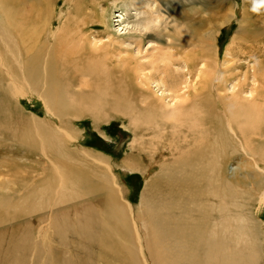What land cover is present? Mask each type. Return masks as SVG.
<instances>
[{"label":"rangeland","instance_id":"obj_1","mask_svg":"<svg viewBox=\"0 0 264 264\" xmlns=\"http://www.w3.org/2000/svg\"><path fill=\"white\" fill-rule=\"evenodd\" d=\"M8 1L4 0V6L13 9L15 4L6 5ZM173 1L45 0L41 3L39 0L38 2L42 5L34 11L30 9V2L20 6L16 4L17 17L20 8L29 15L31 22L27 25L31 27L30 32L34 33L33 40L29 42L35 43V46L40 47L42 51H45L42 46L47 44L49 50L44 53L52 52L57 57L61 52L63 56L65 54L67 58L62 57L61 53L62 58L57 59L60 78L71 85L70 91L73 95L80 98L81 96L76 93L85 90L84 97L89 95L91 100L82 102L81 111L76 116L68 115L60 119L51 113L45 102L34 91L14 96L13 99H0V264H56L57 261L64 264L65 259L74 263L85 260L90 264H96V262L125 264L120 256L103 257L95 242L92 239L89 240L90 242L86 241L85 236L78 232L76 215L81 203L88 199L94 204L95 211L98 207L103 209V206L91 197L71 199L68 191L57 188L54 169L58 166L61 169L63 165L60 164L64 162L73 166L72 162L67 160L68 158L64 159L65 156L60 154L61 158L57 161L60 164L55 168L50 166L49 159L53 155L49 153L44 155L39 146L40 142L25 133L26 119H28L29 127L32 116L42 118L45 123L54 127L58 131L55 134H61L66 140L65 145L68 151L73 153L74 164L78 167L85 168L87 165L88 168L93 169L92 163L96 162L90 158L102 157L108 164L109 174L113 177L115 186L119 188L117 192L119 196L121 195L122 201H129L138 213L146 190L145 186L159 176L161 163H174L181 158H188L190 155L187 153L200 148L197 145L201 142L213 140L214 134L210 129L207 131L205 127L200 134L197 127H194L193 133H190L184 127L178 130V128L172 129L162 125L160 128L153 127L146 123L133 125L130 109L137 107L143 96L139 93L138 87L134 86L133 79L129 75V69L133 67L136 69V65L129 66L125 60V62L120 61L121 58L131 62H141L142 67L149 71L146 75L152 80L153 91L158 96H167L166 101H168L169 95H172L171 89L183 87V82L189 79V76H182L180 72L185 67L178 66L179 70L174 73L177 81L174 82L175 80L172 79L171 83L163 76L161 69L159 71L153 69V58L161 51L174 53V49L170 47L175 45L180 48L181 54L178 57L182 59L187 57L185 54H192L193 50L197 51V47L193 48V45L189 43L193 34L191 22H194L195 18L198 19L200 15L210 14L214 17V23H219L218 32L213 41L216 53H219L216 54L215 65L219 68L220 76L228 80L224 84L226 89L229 88L227 93L236 91L235 85L243 83H248L243 85L246 91L252 84V77L248 73L251 74L257 64L264 67V59L261 58L264 57V0H258L257 3L252 0H224L225 2L219 0L218 3H214L213 0H191L192 2L189 0L190 3L184 0L182 7L178 9L172 4ZM229 6L234 7L235 18L228 23H220L224 9ZM189 8L199 11L193 15L192 11H188L187 17L190 16L188 19L177 16V11ZM2 9L3 7H0V39L6 40L7 36L11 37L7 40L9 43L4 42L8 43L9 52L21 49L17 31L6 27ZM244 10H247L244 13L245 19L251 17L254 20L246 32L249 34L255 32L256 39H246L239 35L243 33L239 32V28L247 23L246 20L239 22ZM1 24L4 25L7 33L2 30ZM246 32L244 34H247ZM74 37L85 39L88 48H90L89 43L97 45L96 51L99 52V57L95 58L96 61L92 59L87 63L89 61L87 57H81L77 51H69L67 47H72L69 43H73ZM4 43L2 44L0 40L1 52H5ZM253 45L256 46L253 47ZM9 46L12 47L11 50ZM32 50L36 52L38 48L33 47ZM98 63H101V66ZM125 65L130 67L129 73L124 69ZM159 66L161 68L162 63ZM1 69L0 66L2 72L3 69ZM92 72H97V75H92ZM237 76L240 79H237ZM159 82L162 83L158 84ZM7 83V80L2 82L5 89H8ZM3 103L7 104L6 108ZM116 104L121 106L117 109ZM228 133L231 132L227 128V131L221 134ZM221 134L217 136L220 137ZM134 163L137 166L133 169L127 167ZM238 163L240 164L241 161L231 160L226 166L228 179L235 178V175L238 177L243 175L242 171L237 170ZM100 169L105 171L107 168L102 165ZM261 169L263 170L264 167ZM253 170L257 172L256 168ZM48 182L53 184L51 191L46 190ZM148 196L146 194L145 197ZM182 196L186 197L185 193ZM250 210L253 211V218L258 223L264 250V200H255V205L251 206ZM98 213L99 211L96 212L97 216ZM62 217H67V221L63 224V228L66 226L64 234L57 232L53 225V221L60 222ZM99 220L103 221V219ZM114 239L118 241L117 237ZM100 255H102V262Z\"/></svg>","mask_w":264,"mask_h":264},{"label":"bare ground","instance_id":"obj_2","mask_svg":"<svg viewBox=\"0 0 264 264\" xmlns=\"http://www.w3.org/2000/svg\"><path fill=\"white\" fill-rule=\"evenodd\" d=\"M38 1L9 0L6 5L15 4V7L10 9L4 6V0H0L6 27L17 31L22 47L17 49V52L15 50L9 52L7 40L11 37L7 36L6 40L0 39L2 44L8 42L4 43L5 52L0 51V66L3 69L2 72L0 71V99H13L14 96L34 91L45 102L51 113L60 119L68 115L76 116L81 111L82 102H89L91 99L89 95L84 97L85 90L76 93L81 96L80 98L73 95L70 91L71 85L60 78L57 59L67 56L65 54L63 56L62 52V57H60L61 53L58 57L52 52L44 53L49 50L47 44L42 46L45 48V51H42L40 47L35 46V43L29 42L34 37V33L30 32L31 27L27 25L31 22L29 15L23 8H20L18 17L15 14L16 4L20 6L30 2V9L34 11L45 0H41V3ZM213 1L219 2V0ZM252 1L257 3L258 0ZM183 2L184 0H174L172 4L178 9L182 7ZM188 11H192L193 15L199 10L189 8L184 11L179 10L176 14L185 18L189 14ZM245 11L247 10L243 11L239 22L246 20L247 23L239 28V32H243L239 35L252 39L255 32L249 34L246 30L251 27L254 20L251 17L245 19ZM234 13V7H226L220 23H228L234 19ZM208 15H200L191 22L193 34L189 43L193 48L197 47V51L193 50L194 54H185L187 57L182 59L178 57L181 54L180 48L175 45L170 47L174 49V53L161 51L153 58L154 66L151 64L153 69L155 71L161 69L163 76L171 83L172 79L175 80L174 82L177 81L174 73L179 70L178 66L185 67L180 72L182 76H189V79L183 82V87L171 89L172 95H169L168 101H166L167 96H158L153 91L152 80L146 75L149 71L142 67L141 62H131L123 58L120 60L126 61L129 66L136 65V69L134 67L129 69L130 67L126 65L124 69L127 72L128 69L130 70L129 75L133 79L134 86L138 87L139 93L143 96L140 104L130 109L133 125L146 123L153 127L160 128L162 125L178 130L184 127L190 133H193L194 127H197L200 134L205 127L214 134L213 140H203L204 142L197 145L200 148L190 153L186 152L190 155L188 158H181L174 163H161L159 176L145 186L146 190L138 213L129 201H122L121 195L119 196L117 192L119 188L115 186L113 177L109 174L108 164L102 157L90 158L96 162L92 163L93 169L88 168L87 165L85 168L78 167L74 164L73 153H70L65 145L66 140L61 134H55L58 131L54 127L45 123L42 118L34 116L30 120L29 127L26 119L25 133L40 142L39 146L44 155H48L47 153L53 155L51 159L48 158L51 162L50 166L55 168L60 164L57 162L61 158L60 154L65 156L64 159L68 158L67 160L72 162L73 166L64 162L60 164L63 165L61 169L58 168L59 166L54 169L57 188L68 191L71 199L91 197L102 204L103 209L100 206L101 208L98 207L97 210L98 217L94 204L88 199L84 200L81 207H78L76 216L78 232L85 236L86 241L90 242L89 240L92 239L103 257L120 256L125 264H264L263 241L260 239L262 235L257 221L253 218V211L250 210L251 206L255 205V200H264V169H261L264 167V67L257 64L252 69V73H248L252 77V82L249 81L252 84L246 91L243 85L248 83H243L235 85L236 91L227 93L229 88L226 89L224 84L228 80L220 76L219 68L215 65L218 52L216 53L213 41L219 23L215 24L214 17ZM1 28L7 33L3 24ZM245 32L247 34H244ZM73 39V43H69L72 47H67L69 51H77L81 57H87L89 60L86 61L87 63L99 57L95 43H89L90 48H88L85 39L75 37ZM61 40L63 41V38ZM33 47L38 50L33 51ZM11 48L9 46L10 50ZM161 63L162 66L159 68ZM98 64L101 66V63ZM92 75L96 76L97 72ZM239 76L237 79H240ZM244 78L242 79L245 80ZM3 80L8 81V89L2 85ZM3 106L6 108L7 104L3 103ZM120 106L121 104H116L115 108L118 109ZM227 128L231 133L222 135L221 133L226 132ZM217 134L222 136L219 137ZM231 160L241 161L242 164L238 163L237 170L242 171V176L238 174L240 177L235 175V178L228 179L226 166ZM99 164L107 169L105 171L100 169ZM136 166L135 163L127 165L132 169ZM254 168L257 172L253 170ZM52 185L48 182L46 190L51 191ZM181 192L185 193L186 197H183ZM146 194L149 196L145 197ZM66 218H60V222L53 221L54 228L61 234L66 233L64 230L66 226L63 228ZM115 237L118 241L114 239ZM102 255H100L101 262ZM63 261L64 264H90L85 260L78 263L67 259ZM56 264L60 263L57 261ZM96 264L100 263L96 262Z\"/></svg>","mask_w":264,"mask_h":264}]
</instances>
